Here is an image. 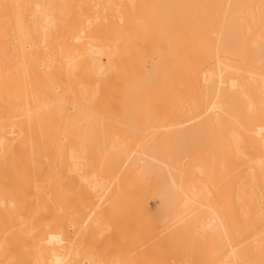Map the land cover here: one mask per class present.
Instances as JSON below:
<instances>
[{"label":"bare ground","instance_id":"1","mask_svg":"<svg viewBox=\"0 0 264 264\" xmlns=\"http://www.w3.org/2000/svg\"><path fill=\"white\" fill-rule=\"evenodd\" d=\"M211 254L264 264V0H0V264Z\"/></svg>","mask_w":264,"mask_h":264},{"label":"rangeland","instance_id":"2","mask_svg":"<svg viewBox=\"0 0 264 264\" xmlns=\"http://www.w3.org/2000/svg\"><path fill=\"white\" fill-rule=\"evenodd\" d=\"M151 130H152V128H151ZM152 131H153V130H152ZM148 133H149V132H148ZM150 133H151V132H150ZM150 133H149V134H150ZM146 134H147V133H146ZM152 134L154 135V133H152ZM212 135H213V134L210 133V135H209V133H208L207 136H212ZM149 136H150V135H149ZM149 136H148V137H149ZM151 136H152V135H151ZM212 137H213V136H212ZM207 138L211 139V137H207ZM185 161H187V158H184V159H183V163H184ZM72 180L74 181L75 179L73 178ZM81 180H83V179H81ZM155 180H156V179H155ZM83 182H85V181L83 180ZM85 183H86V182H85ZM72 185H73V186H72ZM74 185H75L74 183L71 184L72 189L74 188ZM73 190H74V189H73ZM151 196H152V197H150V199H149L150 207H151V209H152L153 211H158V207H159V199L156 198L157 196H155V195H151ZM82 199H83V198H82ZM82 202H84V200H83V201L81 200L80 204H82ZM152 203H153V204H152ZM207 207H208V206H207ZM208 208H209V207H208ZM208 208H207V209H208ZM207 209H206V210H207ZM82 214L84 215V213H82ZM84 216H85V215H84ZM83 218H84V217H82V219H83ZM201 228H203V227L201 226ZM201 228H200V229H201ZM200 231H201V230H200ZM206 231H209V230H204V231L202 230V233L204 234V232H205V235H206V234H207ZM203 234H202V235H203ZM206 236H207V235H206ZM207 238H208V237H207ZM215 243H216V242H215ZM207 244H208V243H207ZM207 247H209V245H207ZM208 249H209V251H211L210 248H208ZM206 250H207V249H206ZM206 250H204V251H206ZM206 253H207V252H205V254H204V252H203L204 256L206 255ZM209 253H212V254H215V255H216L217 252H216V253H215V252H209ZM168 254H169V253H168ZM212 254H211L210 256H213ZM169 255H170V254H169ZM169 255L166 256V254H165V255H163L162 257H164V258H163L164 260H165V257H166V261H167V260H168L167 258L169 257ZM194 255H195V257H197V256H196V253H195ZM170 256H171V255H170ZM191 256H193V254H191ZM199 256H200V254H199ZM210 256L208 255L209 258H210ZM202 257H203V256H202ZM216 257H217V256H216ZM216 257H215V258H216ZM205 258H207V256H205ZM209 258H208V259H209ZM213 258H214V256H213ZM215 258H214V259H215ZM163 259H162V260H163ZM208 259H206V260H208ZM210 259H212V258H210ZM210 259H209V261H210ZM169 260H170V259H169ZM212 260H213V259H212ZM169 262H171V261H169ZM207 262H208V261H207ZM211 262H212V261H211ZM213 262H214V260H213ZM168 264H170V263H168ZM172 264H173V263H172ZM206 264H207V263H206ZM214 264H216V259H215V263H214Z\"/></svg>","mask_w":264,"mask_h":264}]
</instances>
